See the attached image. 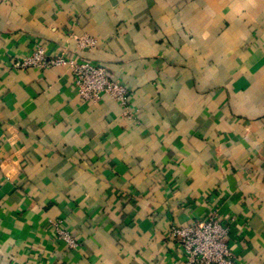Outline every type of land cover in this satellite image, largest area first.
Listing matches in <instances>:
<instances>
[{
  "label": "crops",
  "instance_id": "crops-1",
  "mask_svg": "<svg viewBox=\"0 0 264 264\" xmlns=\"http://www.w3.org/2000/svg\"><path fill=\"white\" fill-rule=\"evenodd\" d=\"M38 48L126 106L11 67ZM0 159V264H185L170 228L212 212L264 264V0H0Z\"/></svg>",
  "mask_w": 264,
  "mask_h": 264
},
{
  "label": "built area",
  "instance_id": "built-area-1",
  "mask_svg": "<svg viewBox=\"0 0 264 264\" xmlns=\"http://www.w3.org/2000/svg\"><path fill=\"white\" fill-rule=\"evenodd\" d=\"M83 44L92 47L94 41L87 40ZM11 67L19 70L64 67L70 71L72 84L84 102L95 103L101 94H106L122 106L127 104L126 90L108 77L105 66L100 63L88 60L74 61L63 56H48L43 49L38 48L29 56L14 60ZM59 223L58 221L55 224L57 238L75 248L77 242L60 227ZM169 234L181 248L185 264H236L235 255L228 246V229L215 212L187 225L173 226Z\"/></svg>",
  "mask_w": 264,
  "mask_h": 264
}]
</instances>
